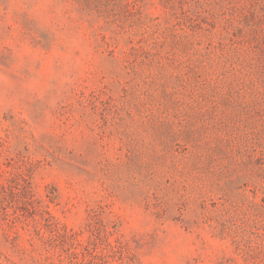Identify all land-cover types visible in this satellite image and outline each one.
Instances as JSON below:
<instances>
[{
  "label": "rangeland",
  "instance_id": "374dc122",
  "mask_svg": "<svg viewBox=\"0 0 264 264\" xmlns=\"http://www.w3.org/2000/svg\"><path fill=\"white\" fill-rule=\"evenodd\" d=\"M0 264H264V0H0Z\"/></svg>",
  "mask_w": 264,
  "mask_h": 264
}]
</instances>
